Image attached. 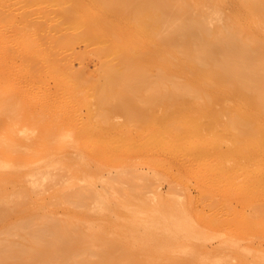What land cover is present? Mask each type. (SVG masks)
<instances>
[{"label": "bare ground", "instance_id": "6f19581e", "mask_svg": "<svg viewBox=\"0 0 264 264\" xmlns=\"http://www.w3.org/2000/svg\"><path fill=\"white\" fill-rule=\"evenodd\" d=\"M0 264H264V0H0Z\"/></svg>", "mask_w": 264, "mask_h": 264}, {"label": "rangeland", "instance_id": "374dc122", "mask_svg": "<svg viewBox=\"0 0 264 264\" xmlns=\"http://www.w3.org/2000/svg\"><path fill=\"white\" fill-rule=\"evenodd\" d=\"M83 48H84V44H80L79 49L82 50ZM81 61H82V64H83L82 71H84V73H85V75L87 77V83L85 82V85H83L82 87L85 86L86 89L87 88H94L95 85L92 84L93 80H98L99 79L98 77H100L101 75H104L105 71L101 67L99 59L95 55L93 50L89 49L85 53H83V55L81 57ZM79 63H80V60L76 58L74 60V64H76L75 66L78 67L77 65H79ZM151 71H152L153 74H155L157 69L154 66H152ZM21 88L19 89V91L21 93H24L25 89L21 90ZM76 92L78 94H80L83 91L81 89H77ZM67 106H69L71 110H73V111H75V112H77L79 114V117H80L79 121L81 122V130H80V132L78 134V139H79L80 146L82 148L89 147L91 144L92 145L93 144H97L98 142H101L99 139L103 140L106 137L108 138L107 140H109V141H114L115 139H121L125 135V133H127L125 135L127 140H133V136L137 133V128L134 125H132V126L128 125V129L125 130V133L122 132L123 130H122L121 127H122V125L124 124V122L126 120L125 111H124L123 108L116 107V108H113L109 112V121H108L109 124L114 128L113 132H115V133H113L112 135H108V134H106L105 131L103 132V130H102L101 138H100V136L99 137H97V136L96 137H92L88 133H86V131L82 128V124L89 120L88 112H91V110L93 108L97 107L96 100H91L89 102H83L79 98H76L75 101H71V103H68ZM157 106H156V108H157ZM219 106H220L219 104H216L217 108H219ZM158 111H159V113L171 112L172 111V107H166L165 105H159L158 106ZM126 122H127V120H126ZM130 125H131V123H130ZM130 137H132V138H130ZM96 160H97L98 163H100L102 165V167L104 169L103 170L104 172L107 171L110 167H112L110 170H112L113 173L124 171V170H127L128 168H130V166H127V167L125 166L124 168H116V167H118V165H120V164H117L118 162H114V161L111 162V161H108L106 159L104 160V159H102L99 156L96 157ZM125 165H126V163H125ZM151 179L153 181H155V184L158 185V187L161 190H163V191H166L169 188V186H170V181H169L170 179L157 180V178H155V177H151ZM101 180L102 179L98 180V184H101ZM194 182L195 181L192 179V182H191L192 184L190 186V189L192 190V192L194 194H197L198 193V189L194 185ZM176 187H177V189L180 192H183L185 190L183 183H177ZM150 188H151V186L146 187V190H147V194L146 195L147 196H151L152 195L151 194L152 192L149 191ZM95 208H96V205H94L91 208V211H92L93 214H97L95 212L96 211ZM228 234H230V235H228L229 237L227 239H230V238L233 237V233L232 234L228 233ZM226 235H225L224 239H226V237H227ZM224 239H223V237L222 238L217 237V238L213 239L214 245H217L220 241H222Z\"/></svg>", "mask_w": 264, "mask_h": 264}]
</instances>
